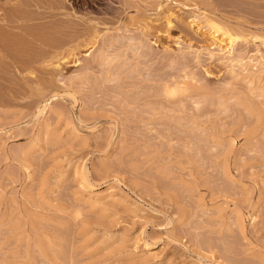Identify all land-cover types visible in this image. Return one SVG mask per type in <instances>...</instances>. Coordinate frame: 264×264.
<instances>
[{"label":"rangeland","instance_id":"obj_1","mask_svg":"<svg viewBox=\"0 0 264 264\" xmlns=\"http://www.w3.org/2000/svg\"><path fill=\"white\" fill-rule=\"evenodd\" d=\"M161 7L173 27L145 28ZM4 12L0 264H264V0H0ZM200 12L233 28L232 58L251 65L190 25Z\"/></svg>","mask_w":264,"mask_h":264},{"label":"bare ground","instance_id":"obj_2","mask_svg":"<svg viewBox=\"0 0 264 264\" xmlns=\"http://www.w3.org/2000/svg\"><path fill=\"white\" fill-rule=\"evenodd\" d=\"M5 9V8H4ZM24 10V9H23ZM17 11V10H16ZM160 11L162 13L160 14H157L159 15V17L157 18H153V16H145L144 17V27L145 28H151L153 26H155V24H157L159 21H161V23H164L166 26L164 27H168V29L172 26L173 27V23H174V20H176L179 16L176 14V12L171 9V7H161L160 8ZM18 12V11H17ZM15 14V13H14ZM18 14V13H16ZM7 15H8V12L7 14L4 12V13H0V22L2 23V21H4L5 19L7 20ZM11 17H10V16ZM8 16L11 20H13V18L15 17H12V14L10 13ZM18 16V15H17ZM21 16V15H20ZM24 16V15H23ZM8 19V21L10 20ZM5 20V22H6ZM7 21V22H8ZM163 21V22H162ZM4 22V23H5ZM12 22V21H11ZM10 23V22H9ZM190 25L191 26H196L197 29L201 30L202 29H205L204 31V34H206L208 37H209V40L211 41V45H215L218 47V50L219 52L221 53H224V54H227L229 57H231L230 59V63H232V67L235 68L236 65H241L243 67L247 66V64H250L253 62V60H249L245 62V59L242 58L241 56H238V58H232L233 57V53L235 52V45L238 41V38L239 36L227 25H225L223 22H221L219 19H217L215 16H212V15H209L208 13L206 12H200L198 13L194 19H192L190 22ZM1 25V24H0ZM158 27V25H156ZM155 26V27H156ZM161 26V25H160ZM1 27V26H0ZM4 27L5 29V26L2 25V28ZM162 27V26H161ZM161 27H158L156 28V30L159 32L161 30H158L159 28ZM20 28V27H19ZM1 30V29H0ZM14 34V33H13ZM0 36H1V32H0ZM3 37V36H1ZM100 37V36H99ZM4 41V40H2ZM93 46V44L91 45V47ZM5 48V47H4ZM165 49H169V47H165ZM0 50L4 51L2 49V43L0 41ZM91 53H89L88 55H90ZM60 55V54H59ZM59 55H56L55 57H53L51 59V62L49 64V66H51L52 70L53 71H61L62 70V66L63 64L66 62L65 60V55L64 56H59ZM67 56H69L67 54ZM72 56H73V53H72ZM77 56V55H76ZM240 57V58H239ZM67 58V57H66ZM37 60V59H36ZM80 60V59H79ZM78 60V61H79ZM29 61V60H28ZM49 61V60H48ZM77 61V60H76ZM24 63V62H23ZM32 63V62H31ZM33 64V63H32ZM31 64V65H32ZM24 65V64H23ZM26 65V64H25ZM40 65V64H39ZM251 65V64H250ZM3 66V65H2ZM27 66V65H26ZM29 66V65H28ZM28 66L26 67V70L28 69ZM25 67V66H24ZM31 68H33V66H31ZM31 68H29L28 70H30ZM38 69V68H37ZM34 70V69H32ZM25 71V70H24ZM30 72V71H29ZM61 73V72H60ZM33 74V73H32ZM29 78V77H28ZM32 81V79H31ZM36 81V80H35ZM56 97L57 94L55 95ZM46 104L44 105V108L43 109H40V113L43 115L44 114V111L46 110ZM82 165H80L79 167H77L79 170H77V172L79 174H81L80 176V181H81V185L83 186H88V183L90 182L89 179H88V174H87V171H86V167H81ZM77 173V174H78ZM89 181V182H88ZM89 187V186H88ZM115 195V194H113ZM87 199L89 200H92V201H98L100 202V197L98 199V197H96L95 195L93 194H90L87 196ZM104 199V198H103ZM107 200V199H106ZM88 202V201H87ZM95 202V203H96ZM99 204V203H98ZM143 233V232H142ZM142 236V234H140ZM140 236V237H141ZM145 238V237H144ZM138 241H142V238H139ZM153 245L148 244L146 242H142V245H141V250L142 252H145V251H149L150 249H152Z\"/></svg>","mask_w":264,"mask_h":264}]
</instances>
